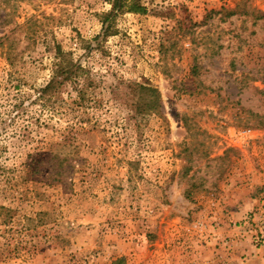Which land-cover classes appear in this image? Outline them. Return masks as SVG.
I'll return each mask as SVG.
<instances>
[{
  "label": "rangeland",
  "instance_id": "1",
  "mask_svg": "<svg viewBox=\"0 0 264 264\" xmlns=\"http://www.w3.org/2000/svg\"><path fill=\"white\" fill-rule=\"evenodd\" d=\"M110 2L0 0V264H264V0Z\"/></svg>",
  "mask_w": 264,
  "mask_h": 264
},
{
  "label": "trees",
  "instance_id": "2",
  "mask_svg": "<svg viewBox=\"0 0 264 264\" xmlns=\"http://www.w3.org/2000/svg\"><path fill=\"white\" fill-rule=\"evenodd\" d=\"M111 9L103 14V32L102 37L106 38L115 33V27L112 20L118 14L128 11L133 13L146 14L147 7L140 0H111ZM264 15H261L263 17ZM2 46L4 44L2 43ZM6 47V46H4ZM6 60L13 66L16 56L10 49L5 51ZM56 58L54 63L53 75L51 80L42 90V95L48 92L54 85L64 84L69 81H76L84 71V67L78 61H75L72 53L65 51L61 45L56 46ZM138 90L137 111L138 114H146L150 112H161L162 98L160 91L152 86L144 84H136Z\"/></svg>",
  "mask_w": 264,
  "mask_h": 264
},
{
  "label": "built area",
  "instance_id": "3",
  "mask_svg": "<svg viewBox=\"0 0 264 264\" xmlns=\"http://www.w3.org/2000/svg\"><path fill=\"white\" fill-rule=\"evenodd\" d=\"M256 205L245 224L250 227L254 245L262 250L264 256V194Z\"/></svg>",
  "mask_w": 264,
  "mask_h": 264
},
{
  "label": "crops",
  "instance_id": "4",
  "mask_svg": "<svg viewBox=\"0 0 264 264\" xmlns=\"http://www.w3.org/2000/svg\"><path fill=\"white\" fill-rule=\"evenodd\" d=\"M257 204V203H256Z\"/></svg>",
  "mask_w": 264,
  "mask_h": 264
}]
</instances>
